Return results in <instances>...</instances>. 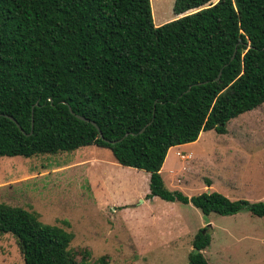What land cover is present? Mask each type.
Here are the masks:
<instances>
[{"label":"trees","instance_id":"trees-1","mask_svg":"<svg viewBox=\"0 0 264 264\" xmlns=\"http://www.w3.org/2000/svg\"><path fill=\"white\" fill-rule=\"evenodd\" d=\"M172 11L154 25L149 0H0V156L96 145L148 173L146 198L264 216V201L187 197L159 173L170 147L225 133L264 102V0H173ZM2 233L22 264H112L22 207L0 203ZM209 240L197 229L189 264H208Z\"/></svg>","mask_w":264,"mask_h":264},{"label":"rangeland","instance_id":"rangeland-1","mask_svg":"<svg viewBox=\"0 0 264 264\" xmlns=\"http://www.w3.org/2000/svg\"><path fill=\"white\" fill-rule=\"evenodd\" d=\"M149 4L154 25L176 17L173 0ZM225 127V133L202 131L193 144L167 150L159 170L167 189L187 197L216 191L231 200L264 201V102ZM146 176L96 145L0 156V203L64 228L70 247H88L92 257L107 254L112 264H189L192 236L203 226L210 235L202 250L208 264H264V216L246 209L203 214L190 203L146 198ZM0 264H22L8 233L0 234Z\"/></svg>","mask_w":264,"mask_h":264},{"label":"water","instance_id":"water-1","mask_svg":"<svg viewBox=\"0 0 264 264\" xmlns=\"http://www.w3.org/2000/svg\"><path fill=\"white\" fill-rule=\"evenodd\" d=\"M218 75H219V73H218ZM217 75V76H218ZM68 110L70 111V113H72V111L70 110V108L68 107ZM77 118H79V119H82V120H85V121H87V119L86 118H83L82 116H80V115H75ZM10 119H12L10 116H8ZM91 122V124L92 125H94L95 127H96V129L98 130V128H97V126L95 125V123L93 122V121H90ZM143 129V127L139 130V132L141 131ZM110 142H114V141H110Z\"/></svg>","mask_w":264,"mask_h":264},{"label":"crops","instance_id":"crops-1","mask_svg":"<svg viewBox=\"0 0 264 264\" xmlns=\"http://www.w3.org/2000/svg\"><path fill=\"white\" fill-rule=\"evenodd\" d=\"M193 143H194V141L193 142H190V143H184V144L176 145V146L177 147H184V146H189V145H191ZM176 154H177V152H176ZM186 154H189V152H187ZM186 154H184V155H186ZM146 177L148 178V173H147V176Z\"/></svg>","mask_w":264,"mask_h":264},{"label":"built area","instance_id":"built-area-1","mask_svg":"<svg viewBox=\"0 0 264 264\" xmlns=\"http://www.w3.org/2000/svg\"><path fill=\"white\" fill-rule=\"evenodd\" d=\"M180 157H183L184 155L183 154H179Z\"/></svg>","mask_w":264,"mask_h":264}]
</instances>
